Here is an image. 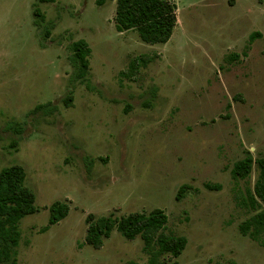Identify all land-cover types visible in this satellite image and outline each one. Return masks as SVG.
Instances as JSON below:
<instances>
[{
  "label": "rangeland",
  "instance_id": "rangeland-1",
  "mask_svg": "<svg viewBox=\"0 0 264 264\" xmlns=\"http://www.w3.org/2000/svg\"><path fill=\"white\" fill-rule=\"evenodd\" d=\"M173 1L171 39L150 44L116 29V0H0V172L22 166L37 209L15 264H264V233L240 230L264 157V0ZM55 203L68 214L50 224ZM156 210L187 238L178 257L117 229L86 242L90 216Z\"/></svg>",
  "mask_w": 264,
  "mask_h": 264
},
{
  "label": "trees",
  "instance_id": "trees-1",
  "mask_svg": "<svg viewBox=\"0 0 264 264\" xmlns=\"http://www.w3.org/2000/svg\"><path fill=\"white\" fill-rule=\"evenodd\" d=\"M56 0H36L39 3H54ZM108 0H97L102 6ZM115 26L119 32L136 30L140 38L150 44L167 43L177 25V5L173 0H116ZM36 19H43L38 5L35 6ZM73 61L77 67L76 78L85 79L89 71V54L91 48L84 39L72 44ZM144 62V57L138 59ZM259 175L254 189L248 188L246 204L255 215L240 225L243 234L258 238L264 233V157L256 160ZM254 159L252 155L237 163L234 173L246 178L251 174ZM26 172L20 165L4 168L0 172V263L13 261L19 246L21 220L37 211L34 193L25 185ZM68 214V208L61 203L52 207L50 224H56ZM89 229L86 242L95 248L104 244L105 239L117 229L125 238L135 239L140 236L144 241V250L157 258L162 253L178 257L186 247L185 236L166 234L164 229L167 216L160 210L150 214L131 213L120 218L109 216L89 217ZM159 264V261H151ZM177 264V263H174Z\"/></svg>",
  "mask_w": 264,
  "mask_h": 264
}]
</instances>
